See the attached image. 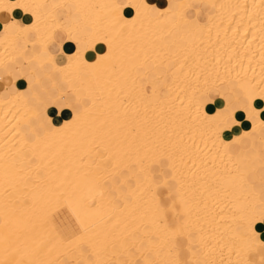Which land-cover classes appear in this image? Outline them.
<instances>
[{"label": "bare ground", "instance_id": "6f19581e", "mask_svg": "<svg viewBox=\"0 0 264 264\" xmlns=\"http://www.w3.org/2000/svg\"><path fill=\"white\" fill-rule=\"evenodd\" d=\"M171 1L0 0V264H264V0Z\"/></svg>", "mask_w": 264, "mask_h": 264}, {"label": "crops", "instance_id": "0c3cea01", "mask_svg": "<svg viewBox=\"0 0 264 264\" xmlns=\"http://www.w3.org/2000/svg\"><path fill=\"white\" fill-rule=\"evenodd\" d=\"M148 1L150 3H154V4L158 5V6H163V5H169L170 6V5H172V1L171 0H169V1L168 0H148ZM58 16H59V18L61 19V21L63 22V24L65 26H69L73 22H79L80 19H81L80 14L76 11V5L74 3H69V4H67V6L65 8L59 9L58 10ZM12 19H14L13 15H7L6 14V15H4L3 19L0 20V22L4 23V21H9V20H12ZM21 21L24 22L25 19L22 18ZM87 34H88V32L83 33L82 35L74 34L70 40H67L66 39V35H64L61 32H57L56 33V41L57 42L55 41V42H53L50 45L49 53H54L56 55H59V57H61L62 50H64L65 52H68V53H74V51L76 52V49L78 48L79 44L84 43V39H83L82 36L83 35H87ZM177 35H179V32L177 33ZM34 38H35L34 35L31 36V39H34ZM35 41H33V42H35ZM61 41H62V44H60ZM86 49H87V47L84 48V50H86ZM104 50H105L104 45L101 44V43H98L96 45L95 49L87 50L86 56L89 59H94L98 52H102ZM150 66H152V64L150 65V63H149V64H146L143 67L142 66H137L136 67V73L138 75V83L139 84H140V80H141L142 83L144 82V78L143 77L147 76L146 79H149L148 81H152V79L155 77L154 76V73H155L154 72V68H152L153 66L152 67H150ZM24 72L26 73L27 71H24ZM4 73L5 72H3V74ZM20 80H21V78L17 79V81H20ZM14 81H15V76L11 75L10 77L5 78L4 81L2 83H0V85H6L7 87L12 85V84L13 85H18L17 83H14ZM71 84L74 87V89L76 91V94L78 96L82 97V102L83 103H87V97H85L86 91L81 86V84L78 81H75V80H73ZM4 87L2 86L1 90H4ZM148 90H149V88H148ZM150 91H151V89H150ZM51 100L49 99V101H47L48 105L52 104ZM51 109H52L51 114L53 112H55V115H53V116L56 118V121H57V118H58L57 110L55 108H53V107H51Z\"/></svg>", "mask_w": 264, "mask_h": 264}, {"label": "rangeland", "instance_id": "374dc122", "mask_svg": "<svg viewBox=\"0 0 264 264\" xmlns=\"http://www.w3.org/2000/svg\"><path fill=\"white\" fill-rule=\"evenodd\" d=\"M80 21H81V19H80ZM106 47V46H105ZM160 66V65H159ZM159 66L157 67V70H158V73H161V67H160V69H159ZM152 67V66H151ZM153 68V67H152ZM144 78V82L142 83L141 82V80H140V84L141 85H151V82L152 81H148L149 79H146L147 78V76L146 77H143ZM149 78V77H148ZM154 82H155V85H160V81L157 79V78H155L154 79ZM159 83V84H158ZM64 87V88H63ZM68 88H69V85H62V87H61V89L58 91V92H56V93H54V98L56 99V104H57V106L58 107H60V108H62V110H64V107H65V104L66 103H72L73 105L75 104V107H76V109L77 110H80L81 109V105H80V103L76 100V97H75V95H73V94H71V93H68ZM64 93V92H67L65 95H64V97L63 98H60L59 96V94L60 93ZM152 93V94H151ZM57 94V95H56ZM150 94L151 95H153V99L155 100V101H158L159 100V96L155 93H153L152 91H150ZM60 102V103H59ZM65 116H66V119H67V117L68 118H70V116H68L67 114H64ZM65 116H64V118H65Z\"/></svg>", "mask_w": 264, "mask_h": 264}, {"label": "snow or ice", "instance_id": "6c2138e0", "mask_svg": "<svg viewBox=\"0 0 264 264\" xmlns=\"http://www.w3.org/2000/svg\"><path fill=\"white\" fill-rule=\"evenodd\" d=\"M52 115H55V112H53ZM261 227H264V225H260V224L257 225V229H258V230H259Z\"/></svg>", "mask_w": 264, "mask_h": 264}]
</instances>
